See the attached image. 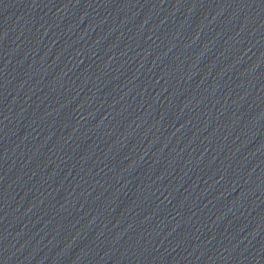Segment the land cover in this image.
<instances>
[{"label": "water", "instance_id": "obj_1", "mask_svg": "<svg viewBox=\"0 0 264 264\" xmlns=\"http://www.w3.org/2000/svg\"><path fill=\"white\" fill-rule=\"evenodd\" d=\"M58 0H0V264H78L58 90Z\"/></svg>", "mask_w": 264, "mask_h": 264}]
</instances>
